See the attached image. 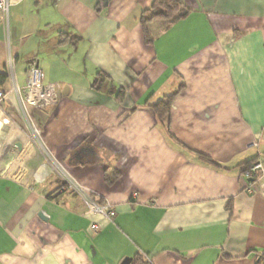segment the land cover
I'll return each instance as SVG.
<instances>
[{
    "label": "crops",
    "instance_id": "crops-1",
    "mask_svg": "<svg viewBox=\"0 0 264 264\" xmlns=\"http://www.w3.org/2000/svg\"><path fill=\"white\" fill-rule=\"evenodd\" d=\"M153 1L26 0L7 31L0 21V73L11 54L18 88L33 62L68 88L38 109L1 87L0 264H256L264 252V183L249 192L242 174L264 163V0H179L188 17L152 23L149 44ZM172 96L162 121L154 106ZM55 164L114 220L59 192Z\"/></svg>",
    "mask_w": 264,
    "mask_h": 264
},
{
    "label": "built area",
    "instance_id": "built-area-1",
    "mask_svg": "<svg viewBox=\"0 0 264 264\" xmlns=\"http://www.w3.org/2000/svg\"><path fill=\"white\" fill-rule=\"evenodd\" d=\"M25 1L26 0H0V21L3 23L6 31L9 27L10 9ZM14 64L15 59L9 54L6 65L8 80L13 83L12 90L15 91V95L19 97L22 104L28 103L38 109H45L57 103L58 93L61 92L62 86L60 84L47 83L45 74L37 63L33 62L28 66L27 83L24 88H18L15 84ZM6 98L7 92L0 88V113H2L1 105ZM33 134L35 137H39V132L34 130V128ZM55 166L62 181L59 192H71L79 197L90 214L100 215L109 221L114 220L116 214L110 205L106 203L100 205L94 200L92 192L77 184L58 164H55ZM243 177L247 184L248 191L252 192L253 183H264V163H252V165L245 170ZM95 229L97 230L98 227L95 226Z\"/></svg>",
    "mask_w": 264,
    "mask_h": 264
},
{
    "label": "trees",
    "instance_id": "trees-1",
    "mask_svg": "<svg viewBox=\"0 0 264 264\" xmlns=\"http://www.w3.org/2000/svg\"><path fill=\"white\" fill-rule=\"evenodd\" d=\"M110 0H102V3L106 6L109 3ZM185 12V13H184ZM184 13V14H183ZM189 11L184 10L181 5L179 0H154L151 7L144 11L142 13L140 23L143 27V31L145 33L146 40L149 44L153 43V38L151 36V31H150V25L154 22H176L179 20H184L188 17ZM71 41L72 43H75L76 41L80 40L81 38L79 36H71ZM61 44H64V42H61ZM106 77L102 75L101 73L98 74V76L95 79L93 88H96L98 84L102 82ZM8 81V74L7 70L5 73H0V88L4 86ZM120 98H123L125 93L123 90H121L118 93ZM174 96L167 98L165 101H161L158 105H155L154 108L159 114L160 120L164 121L165 119L168 118L170 115V108L172 105ZM201 159L203 162L215 166V167H221L220 165L214 163L211 161V159L205 158L201 156ZM253 163V162H252ZM252 163L246 164V169L250 167ZM228 171V169H226ZM245 172V171H244ZM244 172L242 174H244ZM106 180L107 182L110 181V176L107 174L106 175ZM94 200L97 201L100 205L105 204L104 200L99 198L96 195H92ZM130 264H149V262L146 260V258L142 255H137L135 258L131 259ZM256 264H264V252L260 253L258 255V260Z\"/></svg>",
    "mask_w": 264,
    "mask_h": 264
},
{
    "label": "water",
    "instance_id": "water-1",
    "mask_svg": "<svg viewBox=\"0 0 264 264\" xmlns=\"http://www.w3.org/2000/svg\"><path fill=\"white\" fill-rule=\"evenodd\" d=\"M67 91H68V88L64 89V91H62V92H59L58 93V100H60L62 97L67 96V94H68ZM130 263H131V259L130 258H127L121 264H130Z\"/></svg>",
    "mask_w": 264,
    "mask_h": 264
}]
</instances>
